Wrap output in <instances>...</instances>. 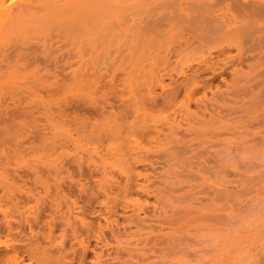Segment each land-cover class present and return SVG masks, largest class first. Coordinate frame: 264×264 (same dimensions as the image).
I'll return each mask as SVG.
<instances>
[{"label": "rangeland", "instance_id": "obj_1", "mask_svg": "<svg viewBox=\"0 0 264 264\" xmlns=\"http://www.w3.org/2000/svg\"><path fill=\"white\" fill-rule=\"evenodd\" d=\"M93 1L0 10V264H264V0Z\"/></svg>", "mask_w": 264, "mask_h": 264}, {"label": "bare ground", "instance_id": "obj_2", "mask_svg": "<svg viewBox=\"0 0 264 264\" xmlns=\"http://www.w3.org/2000/svg\"><path fill=\"white\" fill-rule=\"evenodd\" d=\"M32 1H34L33 5L34 4L37 5L38 3H41L42 0H32ZM62 1L63 0H51L50 4H52V8L50 9V13L52 14V20L50 21V24L51 26L55 25V27H57L54 29L56 36L62 38L68 43L70 47V49L68 50L69 54L72 53L73 51H76V56L83 55V57H87L88 59L90 57V51L93 46V40H91V31L93 29L92 28L93 19L91 18L90 11L93 9V7H96V5L94 4L93 0H64L63 3ZM6 2L7 0H0V7H1L0 10L1 11L4 10L3 8L4 3L5 4L9 3V1L7 3ZM134 2H136V0H122V1L119 0L117 3H118V6L122 5L121 7H123V10H127V9L134 10L136 6H141V7L142 6L143 7L156 6V8L157 6H160L161 8V6L170 5L169 0H147V1H141L140 3H137V4ZM240 3L242 5L239 7L242 10H245L246 8L250 6V3L248 2H245L244 4L242 2ZM27 8H28V5L27 6L26 5L17 6L16 9H18V11L14 14V16L17 18V24L23 23L25 19L26 20L29 19L30 9L28 10ZM256 8H257L256 12L258 13L264 12L263 5H259L258 7L256 6ZM4 11L6 13V16L10 17V14L13 10L7 9ZM82 14H84V18L81 20ZM36 23L37 21H35L32 24H36ZM78 23H81L82 27L80 28L77 27ZM43 24L44 23H41V25ZM236 32H238V30L229 32L228 35H230L231 33H236ZM88 62L89 60L87 61L86 64H88Z\"/></svg>", "mask_w": 264, "mask_h": 264}]
</instances>
